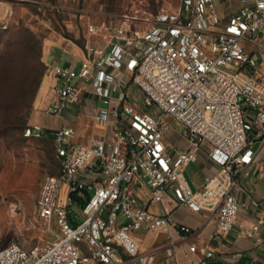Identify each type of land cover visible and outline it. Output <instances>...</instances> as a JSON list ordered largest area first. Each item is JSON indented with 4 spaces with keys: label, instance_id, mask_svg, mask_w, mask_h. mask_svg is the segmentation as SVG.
Returning a JSON list of instances; mask_svg holds the SVG:
<instances>
[{
    "label": "built area",
    "instance_id": "built-area-1",
    "mask_svg": "<svg viewBox=\"0 0 264 264\" xmlns=\"http://www.w3.org/2000/svg\"><path fill=\"white\" fill-rule=\"evenodd\" d=\"M263 34L264 0H245L224 22L214 0H181L174 13L141 1L118 23H88L77 66L46 64L41 109L62 115L92 106L103 132L78 142L65 124L24 129L26 137L54 141L58 173L43 179L35 206L54 238L0 247V264H171L170 229L182 239L194 231L150 210L168 191L179 205L216 215L215 234H229L244 206L237 196L257 155L254 144L264 141V70L244 44L264 51L257 42ZM130 85L142 93L138 99ZM167 116L184 128L186 148L168 140ZM203 147L219 170L193 188L183 169ZM144 187L150 199L140 195ZM139 231L168 235L162 257L159 248L141 251ZM242 235L264 243V217ZM200 251L198 264H210L213 250Z\"/></svg>",
    "mask_w": 264,
    "mask_h": 264
},
{
    "label": "rangeland",
    "instance_id": "rangeland-1",
    "mask_svg": "<svg viewBox=\"0 0 264 264\" xmlns=\"http://www.w3.org/2000/svg\"><path fill=\"white\" fill-rule=\"evenodd\" d=\"M14 1L11 10L8 6L7 19L0 22V107L3 110L8 104L19 103L20 94L26 85L29 70L27 67H30L32 72L43 70L44 79L45 52L60 43L63 46H82L86 39L88 23H118L134 3L141 1L156 13H174L181 2ZM29 37L32 42L28 41ZM32 49H35L33 56L29 57ZM38 95L39 90L32 103L26 127L29 124H40L44 127L58 124L60 120L56 116L46 114L36 106ZM141 95L142 93L136 95V99ZM99 106L105 109L108 103L101 101ZM79 116L82 115L77 107H70L66 112V118L71 123L76 122ZM166 119L175 130L184 131L178 121L169 116ZM57 172L58 161L53 139L26 137L24 131L20 130L0 131V247L17 242L25 248H30L53 240L54 234L48 230L45 221L37 218L35 206L43 179Z\"/></svg>",
    "mask_w": 264,
    "mask_h": 264
},
{
    "label": "crops",
    "instance_id": "crops-1",
    "mask_svg": "<svg viewBox=\"0 0 264 264\" xmlns=\"http://www.w3.org/2000/svg\"><path fill=\"white\" fill-rule=\"evenodd\" d=\"M214 2L220 18L224 22L239 11L245 0H214ZM14 3V0H0V22L7 19L8 6L11 10ZM257 42L264 46V34L257 39ZM244 44L247 51L257 59L259 68L264 70V51L254 43L244 42ZM45 54L46 64L59 63L77 66L83 50L82 46L73 44L63 46L60 43L48 49ZM47 86L48 81L44 77L36 104L40 110H42L43 99L48 93ZM129 90L134 95L141 93L133 85H130ZM91 98L93 102L98 101L95 95H91ZM94 111V107H86L81 110L82 116L73 123L67 120L66 113L54 115L60 121L54 126L47 125L46 127L56 128L63 124L74 127L78 133L76 140L87 142L91 135H100L103 132V129L93 122ZM167 138L178 147L186 148L188 145L185 131H177L172 125L167 133ZM254 149H256L257 155L248 167L250 173L243 179L242 189L237 196L244 206L240 209L237 223L229 234H215L216 215L206 210L194 211L187 206L179 205L170 191L165 193L160 201L150 203V210L153 213L157 215L170 214L175 225H186L194 231L190 237L182 239L176 229H170V237L176 241L175 259L171 264H198L203 255L200 250L204 248L214 252L210 264H264V243L242 235L244 228L264 217V141H256ZM198 157L197 162L190 163L183 169L184 175L193 188L201 186L207 175L219 170V166L210 160L206 147L198 151ZM140 195L144 199H150L149 187H144L140 191ZM135 235L139 240L142 252L159 248L160 255L163 256L169 240L167 234L139 231ZM191 245H195L197 251L192 252Z\"/></svg>",
    "mask_w": 264,
    "mask_h": 264
},
{
    "label": "trees",
    "instance_id": "trees-1",
    "mask_svg": "<svg viewBox=\"0 0 264 264\" xmlns=\"http://www.w3.org/2000/svg\"><path fill=\"white\" fill-rule=\"evenodd\" d=\"M28 41L32 42L30 37ZM34 50L35 49H32V51H30L29 57L33 56ZM27 68H29V70L27 71L26 85L20 94L19 103L8 104L5 106V110L0 107V131H24L26 128L29 112L35 96L41 86L44 74L43 70H40L39 72H32L30 67Z\"/></svg>",
    "mask_w": 264,
    "mask_h": 264
}]
</instances>
